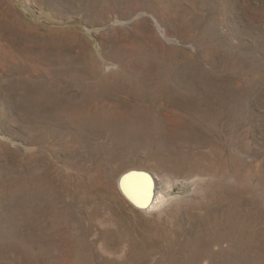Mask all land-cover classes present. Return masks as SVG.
I'll return each mask as SVG.
<instances>
[{"label": "rangeland", "instance_id": "1", "mask_svg": "<svg viewBox=\"0 0 264 264\" xmlns=\"http://www.w3.org/2000/svg\"><path fill=\"white\" fill-rule=\"evenodd\" d=\"M0 264H264V0H0Z\"/></svg>", "mask_w": 264, "mask_h": 264}, {"label": "bare ground", "instance_id": "2", "mask_svg": "<svg viewBox=\"0 0 264 264\" xmlns=\"http://www.w3.org/2000/svg\"><path fill=\"white\" fill-rule=\"evenodd\" d=\"M119 184L128 198L144 209H150L161 199L156 193L155 178L147 172L127 171L120 177Z\"/></svg>", "mask_w": 264, "mask_h": 264}]
</instances>
